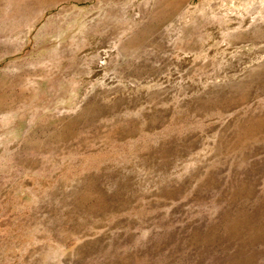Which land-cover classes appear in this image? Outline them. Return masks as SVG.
I'll return each mask as SVG.
<instances>
[{
  "label": "rangeland",
  "instance_id": "1",
  "mask_svg": "<svg viewBox=\"0 0 264 264\" xmlns=\"http://www.w3.org/2000/svg\"><path fill=\"white\" fill-rule=\"evenodd\" d=\"M0 264H264V0H0Z\"/></svg>",
  "mask_w": 264,
  "mask_h": 264
}]
</instances>
